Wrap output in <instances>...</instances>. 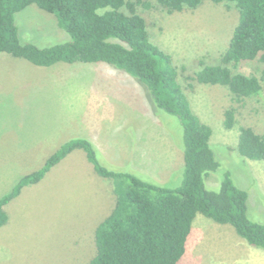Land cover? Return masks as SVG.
<instances>
[{
  "label": "rangeland",
  "instance_id": "obj_1",
  "mask_svg": "<svg viewBox=\"0 0 264 264\" xmlns=\"http://www.w3.org/2000/svg\"><path fill=\"white\" fill-rule=\"evenodd\" d=\"M140 1L137 10L151 41L171 56L193 111L212 129L220 169H228L248 191L249 218L264 222V161L245 159L236 150L241 126L264 134V80L256 95L236 103L225 86L186 78L200 63L219 60L238 21L237 9L204 0L195 9L167 13L157 0ZM15 19L22 42L46 46L67 39L55 16L35 4ZM256 66L241 63L236 71L259 77ZM230 106L235 123L226 129L224 111ZM177 128L176 118L156 110L147 88L122 70L105 63L38 67L0 53V196L75 137L91 139L105 165L175 186L183 161L168 130ZM206 183L216 187V175ZM114 202L110 180L95 174L82 150L71 152L4 206L0 264H88L95 228ZM233 235L238 236L232 226L198 213L178 264H227L222 252Z\"/></svg>",
  "mask_w": 264,
  "mask_h": 264
},
{
  "label": "trees",
  "instance_id": "obj_2",
  "mask_svg": "<svg viewBox=\"0 0 264 264\" xmlns=\"http://www.w3.org/2000/svg\"><path fill=\"white\" fill-rule=\"evenodd\" d=\"M203 1L157 0L167 13L195 9ZM209 1L232 4L238 21L219 60L200 63L186 78L225 86L233 102L240 103L256 95L264 80V0ZM31 4L52 13L67 39L46 46L22 42L16 13ZM141 4L140 0H0V53L38 67L105 63L134 77L147 88L156 110L178 122L173 131L179 133L168 131L182 153L179 183L168 186L136 171L105 165L90 140L75 137L0 196V227L8 219L4 210L8 202L24 187L42 180L71 152L82 150L95 174L110 180L115 199L110 213L95 228V251L88 264H178L198 213L232 226L249 245L264 249V222L249 218L248 191L236 184L228 169H220L210 142L212 129L193 111L171 56L151 41L137 10ZM241 63L257 64L259 77L236 71ZM234 123L235 107L230 106L224 111L223 126L230 129ZM236 150L245 159L264 161V134L241 126ZM209 175H216V187L207 185Z\"/></svg>",
  "mask_w": 264,
  "mask_h": 264
},
{
  "label": "crops",
  "instance_id": "obj_3",
  "mask_svg": "<svg viewBox=\"0 0 264 264\" xmlns=\"http://www.w3.org/2000/svg\"><path fill=\"white\" fill-rule=\"evenodd\" d=\"M222 255L227 257V264H264V249L251 246L236 235L231 236L228 249Z\"/></svg>",
  "mask_w": 264,
  "mask_h": 264
}]
</instances>
